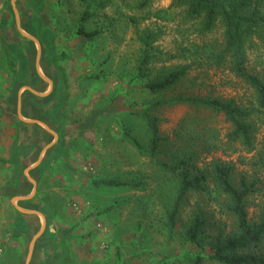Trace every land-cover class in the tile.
I'll list each match as a JSON object with an SVG mask.
<instances>
[{
  "label": "rangeland",
  "instance_id": "obj_1",
  "mask_svg": "<svg viewBox=\"0 0 264 264\" xmlns=\"http://www.w3.org/2000/svg\"><path fill=\"white\" fill-rule=\"evenodd\" d=\"M11 1L0 0V264H25L28 245L38 234L41 219L20 215L11 200L31 193L23 172L33 168L51 143L54 147L28 173L36 185L34 197L16 205L40 212L45 231L51 227L33 245L31 264H194L197 256L203 258L201 264H216L207 247L200 250L185 241L184 231L199 213L206 219L207 236L218 230L234 233L235 220L224 209L225 199L212 187L204 194H189L171 228L167 212L177 178L158 167L146 151L139 153L123 130L147 149L146 124L137 115L173 95L234 100L249 110L255 132L251 152L226 143L230 126L222 116L185 105L161 107L154 115L170 144L190 140L205 150L200 167L221 160L232 164L236 182L244 179L255 185L248 213L256 220L264 207V170L255 165L264 155V110L229 64L212 61V53L223 45L221 24L203 33L201 20L190 19L177 0H150L145 5V0ZM261 7L264 12V0ZM13 9L22 32L39 43L38 71L53 83L45 100L22 90L49 91L36 72L38 47L18 33ZM84 12L91 15L85 29L100 31L92 41L76 33ZM146 33L156 36L149 51L150 76L174 67L187 71L165 96L150 94L146 81L137 77L143 50L139 40ZM251 45L248 66L258 72L264 49L257 39ZM20 91L23 120L46 124L57 136L56 143L41 126L17 120ZM134 178L141 187L99 184Z\"/></svg>",
  "mask_w": 264,
  "mask_h": 264
},
{
  "label": "trees",
  "instance_id": "obj_2",
  "mask_svg": "<svg viewBox=\"0 0 264 264\" xmlns=\"http://www.w3.org/2000/svg\"><path fill=\"white\" fill-rule=\"evenodd\" d=\"M150 0H145L144 5ZM262 0H177L178 5L187 9L192 20H201L203 33L214 30L219 23L223 28V45L220 51L213 52L212 61L217 65L229 64L231 73L249 87L255 96L257 106L264 110V64L258 72L248 66V50L253 39L260 41L264 49V12ZM91 15L84 12L76 33L85 40L92 41L99 30L88 31L84 23ZM156 36L146 33L140 38L142 57L137 65V77L145 80V89L152 95L165 96L173 91L187 77L184 67L162 69L150 76L147 66L151 60L149 54ZM173 105H185L222 116L229 124L230 130L225 135L226 143L241 145L247 152L255 147L254 126L251 123L252 113L238 106L234 100H224L211 96L173 95L146 107L137 116L147 128L149 141L147 149L138 140L129 136L124 129L125 137L139 153L146 151L147 156L163 171L177 178V190L173 204L167 212L171 228L177 222L179 212L191 193H206L210 187L225 199L224 209L235 220L234 233L225 234L222 230L206 235L207 222L201 214L195 213L190 218L184 231L185 241L200 250L208 248L209 259L216 264H264V207L256 220H251L248 213V199L254 194V184L246 180H234L232 164L221 160H211L200 167L202 152L195 141L184 144H170L169 139L161 135L159 120L154 115L158 108ZM193 142V143H192ZM160 158L162 160H160ZM160 160L161 162H159ZM255 165L264 170V155H259ZM110 188H139L142 183L131 181L104 180L99 183ZM98 184V185H99ZM207 236V242L205 241ZM203 258L197 256L194 264H201Z\"/></svg>",
  "mask_w": 264,
  "mask_h": 264
},
{
  "label": "crops",
  "instance_id": "obj_3",
  "mask_svg": "<svg viewBox=\"0 0 264 264\" xmlns=\"http://www.w3.org/2000/svg\"><path fill=\"white\" fill-rule=\"evenodd\" d=\"M47 79H48V78H47ZM50 81H51V80H50ZM45 83H46V82H45ZM51 83H52V81H51ZM46 84H47V83H46ZM47 85H48V84H47ZM52 86H53V83H52ZM24 88H29V87H24ZM24 88H23L22 90L26 91ZM52 88H53V87H52ZM52 88H50L49 85H48V89H49V91H48V92H45V93H38V92H36V91L33 90L34 92H36V93L42 95L41 97H37V96H34V95H33V96L36 97V98H39V99H41V100H45V99L48 98L49 95L51 94V92H52ZM29 89H31V88H29ZM31 90H32V89H31ZM26 92H28V91H26ZM28 93H29V92H28ZM29 94H31V93H29ZM31 95H32V94H31ZM18 101L20 102L19 110H20V116H21V118H22V121L19 120V119H18V116H17V111H18ZM22 105H23V103H22V96H21V91H20V92L18 93V96H17V102H16V118H17V120H19L20 122L24 123L25 125L41 126V127L44 129V131H45L48 135H50V136L53 138V140H54L53 135H55V134H54V132H52V130H50V128H49L46 124H44V123H42V122H39V121H36V120H32V121L37 122V124H29L28 122H32V121H25V120H23V115H22V114H23V113H22ZM45 127L48 129V131L45 129ZM57 140H58V138H57ZM54 142L56 143L55 140H54ZM53 145H54L53 143L46 145V146L43 148V150H41V152L38 154V156H37V158H36L37 160H36L35 165L33 166V168L31 167V168H27L26 170H24V172H23V176H24V177L26 178V180L31 184V186H32V191H31L30 194H28V195L25 196L24 198H23V196H19V197L14 198L13 200H11V204H12V206L14 207L15 210H16V208H19V207L16 206L18 203L29 202V201L34 197V195H35V193H36V185H35V182H32V181L29 180V178H28V173H29L32 169H35V168H37V167L40 165L41 161L43 160V156H44L45 152H47L48 150H50V149L52 148ZM48 147H49V148H48ZM53 147H54V146H53ZM45 148H48V150L44 152ZM39 158H40V160H39ZM38 162H39V163H38ZM14 202H15V203H14ZM13 203H14V204H13ZM21 209H23V208H21ZM24 210H26V211H28V212H35V213H38V214L41 215V216H38V215H30V216H29V215H23V214H20V213L16 210L20 215H23V216H25V217L41 219V226H40V228H39V231L37 232V233H39L40 230H41V228H42V226H43V221H45V226H46V220H45V218H43L42 214H41L40 212L36 211V210H30V209H24ZM43 219H44V220H43ZM50 229H51V227L48 228V231H49V232H50ZM48 231H45V227H44V232H48ZM44 232H43V234H44ZM43 234H42V235H43ZM42 235H41L39 238H37L33 243H32V241H33V239H34L37 235H35V236L32 238V240L30 241V243H29V245H28V249H27V258H26L25 264H31V259H32V255H33V247H34L33 245H35V243H37V242L40 240V238L42 237ZM31 243H32V245H31ZM30 246H31V256H30V258H28V256H29V248H30ZM28 260H29V261H28ZM79 262L82 263V260L79 259Z\"/></svg>",
  "mask_w": 264,
  "mask_h": 264
},
{
  "label": "water",
  "instance_id": "obj_4",
  "mask_svg": "<svg viewBox=\"0 0 264 264\" xmlns=\"http://www.w3.org/2000/svg\"><path fill=\"white\" fill-rule=\"evenodd\" d=\"M13 2H14V0L11 1V4H13ZM13 12H14V15H15V18H16V21H17V31H18V33H19L23 38H25L26 40H28V41L33 42L34 44H36V46L38 47V52H37V54H36V63H35L36 72H37L38 77H39L41 80H43L44 82H46V83L49 85L50 88H52V83H51V81H50L49 79H47L46 77L42 76V75L39 73V71H38V63H39V59H40V49H39L40 47H39V43H38V41H37L35 38H33L32 36L25 35V34L22 32V30H21V28H20V19H19L18 13H17V11H16L15 9H13ZM24 89H25L26 91H28L29 93H31L32 95H34V96H37V97H41V96H42V95H40V94L34 92L33 90L29 89V88H24ZM19 107H20V102L18 101V111H17V116H18V119L22 121V118H21V116H20V110H19ZM28 123H29V124H37V122H34V121H32V122H28ZM45 129L48 131V129H47L46 127H45ZM53 137H54V140L57 141V136H56V135H53ZM48 148H49V147H48ZM48 148H45L44 152L47 151ZM39 160H40V158H39ZM38 163H39V162H38ZM14 203H15V202H14ZM14 203H13V204H14ZM16 210H17L20 214H23V215H29V216H30V215H38V216H41V215L38 214V213H35V212H28V211H26V210H24V209H21V208H16ZM43 220H44V219H43ZM44 227H45V221H43V226H42L40 232L37 234V236L33 239L32 243H33L37 238H39V237L43 234V232H44ZM32 243H31V245H32ZM30 256H31V246H30V248H29V256H28V258H30ZM28 261H29V260H28Z\"/></svg>",
  "mask_w": 264,
  "mask_h": 264
}]
</instances>
